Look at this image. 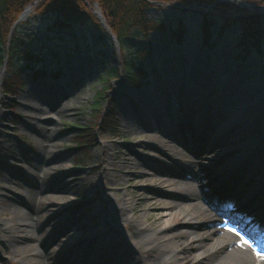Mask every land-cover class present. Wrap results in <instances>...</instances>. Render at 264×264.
Instances as JSON below:
<instances>
[{
	"label": "rangeland",
	"instance_id": "rangeland-1",
	"mask_svg": "<svg viewBox=\"0 0 264 264\" xmlns=\"http://www.w3.org/2000/svg\"><path fill=\"white\" fill-rule=\"evenodd\" d=\"M152 1L149 17L165 21L168 30L149 36L136 32L118 43L94 11L91 23L77 25L74 30L66 32L55 28L53 18L41 16L32 5H29L32 9L26 18L19 20L25 10L16 17L13 30L19 27L23 39H31L30 47L34 52L43 50L44 61L39 68L43 73L35 74L33 64L26 67V62L12 63L7 54H0V264H84L83 251L90 250L92 258L109 254L115 246H121L124 252H128V246L134 247L139 240H151L158 234H165L173 240L167 257L178 255L181 264H207L205 259L196 256L197 249L187 234L195 230L202 232L216 224L210 221V224L205 221L185 223L178 207H168L174 196L172 188L162 183L158 179L161 176L152 171V168H158L172 174H185L190 168L184 165L182 158H170L169 151L149 141L151 132L126 125L122 106L129 101L131 106L138 107V98L152 90L158 94L153 103L163 108L166 89V98L181 111L177 91L169 80L174 76L182 78L196 74L198 64L205 70L208 64H213L215 76L218 73L219 77L226 71L228 75L232 71L247 76L245 82L250 87L256 83L264 87V37L260 49L254 45L247 46L242 27L236 22L241 11L254 15L264 14V10L239 4L240 10L233 9L225 14L213 9L203 12L200 7L187 6L182 0ZM205 19L210 24V37L203 32ZM181 25L184 33L179 40L169 31L178 30ZM125 57L143 70V76L131 84L122 71L118 78L107 80L108 70H123ZM74 74L84 77L77 81L69 95L62 98L65 101L63 109L70 115H62L58 121L51 118L59 116L54 108L46 107L37 113L30 107H22L29 101L32 84L48 78L58 81ZM198 74L203 77L206 72L201 70ZM9 79L16 83L11 93L6 91ZM108 84L112 89L101 97L100 91ZM162 87L164 89L159 90ZM217 91L216 96L220 89ZM256 93H262V89ZM98 103L99 110L114 113L117 119L114 128L108 129L107 119L101 120L100 111L96 113L94 110ZM249 108L254 110L256 103L251 102ZM23 111L31 113L23 115ZM20 115L25 118L21 119ZM187 117H183L182 122L188 120V124L180 125L183 136L176 131V137L184 140L201 138L200 143L196 147L184 142L171 141V144L201 164L210 167L216 164L217 172L212 173V168L200 174L196 187L202 188V195L209 202L210 198H215L227 208L229 212L222 210L223 206L218 207L220 211L215 216L221 218L226 229L240 233L257 253L264 255V240L257 230L264 220V206L254 217H249V212L257 205H264V192L258 194L257 190L264 188V163L260 162L263 159L256 156L259 157L257 163H246L250 170L248 175L253 176L252 171L261 173L258 179L254 178L249 192L241 194L232 209L213 195L227 180L223 174L219 177V173L233 170V166L245 158L236 154L242 150V154L248 151L250 154L254 145L246 148V143L240 142L225 147L213 138L205 143V138L199 137L201 131L197 132L193 120ZM201 118L218 122V118L207 112H203ZM260 120L264 127V115ZM25 123L34 125L39 132L45 130L54 134L46 139L27 128ZM90 128L96 130L97 142L84 147L80 142H85V138L90 140L91 135L80 129ZM37 139L53 151L48 154L52 159L50 164L47 163L48 158L36 157L37 164L33 159L41 146ZM226 153L234 157L229 163L223 161ZM109 173L110 178L107 176ZM54 185L63 187L55 190L52 188ZM28 194L34 197L35 205L42 202L39 211L33 210L26 200ZM46 196L49 199L43 198ZM124 198L131 200L128 211L119 207ZM248 201L251 202L249 212L244 213ZM31 222L36 239H20L21 233L15 228L31 226ZM141 224L146 227L164 224L165 227L161 231L141 232ZM92 242H95L93 249ZM22 247L26 249L22 250ZM74 247L79 248L74 250ZM16 249L20 252H15ZM150 249V246L144 249L135 246V251L146 258ZM110 261L99 259L93 264H112Z\"/></svg>",
	"mask_w": 264,
	"mask_h": 264
},
{
	"label": "bare ground",
	"instance_id": "bare-ground-1",
	"mask_svg": "<svg viewBox=\"0 0 264 264\" xmlns=\"http://www.w3.org/2000/svg\"><path fill=\"white\" fill-rule=\"evenodd\" d=\"M29 13L30 12L26 14L25 18ZM192 66L193 65L189 68V71ZM197 66L198 70H196V74L194 73L182 78H176L174 76L169 80L173 89L177 91L178 103L182 107L181 111L171 103L169 98H166V89L164 91L165 99L162 100V102H164V109L156 106L153 103V99H158V94H155L154 91L150 90L147 95H142L138 98L140 101L138 107L131 106L129 101L128 103L124 102L122 106V113L125 117L124 121L126 122V125H134L133 128L142 127L146 129V131L151 132L152 135L149 138V141H152L156 145H159L160 148L169 151L170 158L171 156L172 158L173 156H178L180 159L182 158L181 160L184 165L187 168H190V171L185 174H172V172L168 170H160L158 168H152V171L161 176L158 179L161 180L162 183H166V185L172 188V194L174 196L171 197L168 207H178L181 210L182 218L185 223L195 224L205 221L209 224L210 222L216 224L202 232L196 230L188 232L187 235L189 239H192L191 244L197 249L196 256L205 259L207 264H264V255L257 253L253 249L252 244L247 241L248 239H245L238 232L236 233L226 229V224L221 223V218L215 217L218 214V211H220L216 205L218 200L216 201L215 198H210L209 202L208 199L203 197L201 191L202 188L196 187L195 182L196 180H199L200 174H204L212 168V173L217 172L216 164H213L211 167L204 163L201 164L199 161L191 159L187 154L171 144V141L177 143L182 142L181 144L184 142L190 147H196L195 145L200 143L201 138L198 140L193 138H187L184 140L176 137L178 131L183 136V130L180 129V125L184 126L188 124V120L182 122L183 117L188 115L189 117L187 118L192 119V124L196 126L194 127L195 130L197 132L201 131L199 137H204L205 143L208 139L213 138L212 140H218V143L221 145L223 144L225 147H232L240 142L246 143V148H249L251 144L254 145V149L251 150L250 154L249 151L245 155L242 154L244 153V150L242 149L239 154H236L238 157L241 155L245 158L238 161V164L233 166V170L230 169L229 171H222L219 173V177L223 174L227 177V180L221 188L214 192L213 195L226 204H229L233 209L234 203L237 202L240 195L244 192H249L254 183V178L258 179L260 175L259 173H261V171H256V173L252 171L253 176L248 175L250 172L248 166L252 162L257 163L256 160H258L259 157L256 158V156H260L263 159L260 162L264 163V127H262V122L260 123V118L264 115V87L260 85L257 86L259 83H256V86L252 85V87H250L245 82L247 76L237 75L232 71L228 75V72L226 71L221 73V76L219 77L218 73L215 76L213 70L216 68L213 64H208L206 70L203 67L201 69L199 64ZM201 70L206 72L203 77L198 74ZM83 77L84 76L82 75L74 74L71 77H62L58 81L49 78L44 79L43 81H38L36 84H32L29 88L31 92L29 101L27 100L22 107L24 109L30 107L37 113L43 112L46 107L54 108L55 110H58L59 116H53L51 118L59 121L60 116L67 112L63 109L65 101H62V98L69 95L71 91H73L74 85L76 86L80 80L82 81ZM189 82L193 83V85L191 86ZM218 88L220 89V92L219 95L216 96ZM160 89L162 90L164 88L162 87L159 88V90ZM259 89H262V93L257 94L256 92ZM251 102L256 103V108L254 110L249 108ZM203 112L210 113L214 118H218V122H210L209 120H206V118L202 119L201 114H203ZM24 113L25 114L23 115H26L27 113L30 115L29 113L31 112ZM66 115L70 114L67 113ZM20 118L22 119L23 116L20 115ZM40 119L38 118V120ZM229 119L231 120L230 123ZM25 126L34 132L39 133V135L46 139H49L51 134H54L52 132L46 133L45 130L39 132L32 124L25 123ZM37 141L41 146L39 152L35 154L33 159L36 162V157L42 159L48 158L49 160L47 163H49L52 159L48 154L53 151L48 146H44L46 144H44L42 140L37 139ZM155 144L154 146H156ZM209 145H211L210 141ZM138 156L139 154L136 155V157ZM224 157L223 161L225 160V162L228 163L234 158L233 155H228V153H226ZM245 174L247 175L246 177ZM107 176L110 178L111 174L109 173ZM62 187V185H54L52 188L60 190ZM257 190L258 194L264 192L263 187H260V189ZM52 197L54 196L52 195ZM43 198L49 199L48 196ZM26 200L30 203L33 210L37 209L39 211L43 206L41 201L39 204L35 205L34 197L31 195L27 196ZM250 203L251 202L248 201L245 205L244 210L246 211H244V213L249 212ZM263 206L264 205L261 204L257 205L251 212H249V214H254L255 216ZM119 207L122 211L125 209L128 211L131 207V200L129 198L122 199ZM142 225L145 224H141V226ZM163 225L156 224L155 227L151 225H148V227L142 226L140 229L141 232H147L149 230L156 231V229L161 231L165 227V225ZM262 225H264V220L260 227ZM33 226L34 224L31 222V226L27 225L26 227L20 226L15 228L17 232L19 231L21 233L22 237L20 239H36L33 233ZM260 232L261 231L259 230V233ZM114 241L116 243V240ZM94 245L95 242H92L91 249L94 248ZM114 245L115 244H113V246ZM135 246L140 249L150 246V255L147 258L144 257V255L140 256L141 253L135 251ZM172 247L173 240H170L165 234H158L151 240H139L138 243H134V247L128 246V252H124L121 249V246L118 248L115 246L114 248H111L109 254H103L100 257L92 258L90 250H88V252L83 251L86 258L84 264H93L99 261V259H111L110 262H112V264H173V262L174 264H181L182 260L178 258V255H175L172 258L167 257L171 252L169 249H172ZM77 248L79 247H74V250H77ZM21 249L24 250L26 248L22 247ZM167 250L169 251L167 252ZM15 252H20V249H16ZM147 259L151 262L148 263Z\"/></svg>",
	"mask_w": 264,
	"mask_h": 264
},
{
	"label": "trees",
	"instance_id": "trees-1",
	"mask_svg": "<svg viewBox=\"0 0 264 264\" xmlns=\"http://www.w3.org/2000/svg\"><path fill=\"white\" fill-rule=\"evenodd\" d=\"M157 2L165 3V0H156ZM187 6H205L215 5L214 11H219L225 14L233 9L240 10V5L233 1L221 0H182ZM251 5L264 6V0H242ZM220 2V3H219ZM96 3L100 6L106 21L117 37L119 42H123L130 34L136 32L149 36L152 33L167 31L166 22H159L151 19L148 14L149 8L152 6V0H0V54H7L9 62H26V67L34 65L36 74L43 73L40 67L43 60V50L34 52L31 49V39H23L19 31V27H15L16 17L29 6L35 7V10L41 16L51 17L54 20V27L62 32L74 30L77 25H87L93 20V7ZM241 15L237 17V23L241 25L245 43L247 46L254 45L260 49L261 40L264 37V14L246 15V11H241ZM207 18V16H206ZM101 25V24H100ZM13 30V31H12ZM174 37L182 39L184 33L182 25L178 30L169 31ZM203 32L210 37V24L208 19L203 22ZM27 36V34H26ZM26 40V41H25ZM54 56L55 54H50ZM56 57V56H54ZM53 57V58H54ZM123 70L110 69L108 70L109 78L107 80L116 79L120 73L124 71L131 84H135L140 77L143 76L142 69L137 68L129 61L127 57L123 60ZM10 80V79H9ZM7 81L6 91L11 93L14 88V79ZM109 89H112L108 84L100 91L103 97ZM99 103L94 107L97 112L100 111L99 117L101 120L107 119L106 125L113 128L117 125V119L112 111L99 110ZM113 110V109H112ZM111 123V124H110ZM104 124H100L103 126ZM115 125V126H114ZM89 133V139H84L85 142H80L81 145L89 146L97 142L96 130L80 129V131ZM82 140V136L80 137Z\"/></svg>",
	"mask_w": 264,
	"mask_h": 264
},
{
	"label": "water",
	"instance_id": "water-1",
	"mask_svg": "<svg viewBox=\"0 0 264 264\" xmlns=\"http://www.w3.org/2000/svg\"><path fill=\"white\" fill-rule=\"evenodd\" d=\"M231 1H234V2H237L238 4L242 5V6H245V7H248V8H257V9H263L264 10V6H257V5H250L248 3H246L245 1H242V0H231ZM222 2V1H221ZM220 3V2H219ZM95 9H94V13L95 15L99 18V20L101 21L102 25L109 30V32L113 35L114 39L117 41L118 43V40L117 38L115 37V35L111 32V29L109 27V25L107 24L106 22V19L100 9V7L98 6V4H95ZM201 8L205 10H211V9H215L216 8V4L215 5H205V6H200ZM32 9V6H29L26 8V10L24 11V13L21 15L20 19H24L26 14L28 12H30Z\"/></svg>",
	"mask_w": 264,
	"mask_h": 264
}]
</instances>
